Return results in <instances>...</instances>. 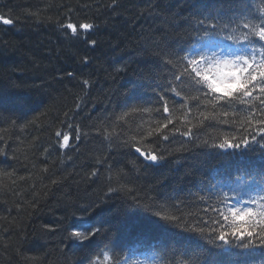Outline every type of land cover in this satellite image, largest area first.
Instances as JSON below:
<instances>
[{
  "label": "trees",
  "instance_id": "trees-1",
  "mask_svg": "<svg viewBox=\"0 0 264 264\" xmlns=\"http://www.w3.org/2000/svg\"><path fill=\"white\" fill-rule=\"evenodd\" d=\"M244 3L264 15V0ZM222 4L227 0H0V15L13 20L0 21V170L13 173L0 176V264H94L105 250L127 264L150 256L160 264H202L213 247L208 240L161 227L154 213L161 206L175 212L181 202L196 224L215 215L203 211L213 201L198 197L245 172L260 180L264 168L260 145L244 158L211 147L248 133L218 121L194 127L205 108L189 100L185 116L183 96L195 93L171 91L181 85L167 61L199 42L200 12ZM81 23L94 27L85 32ZM165 100L173 123L157 132L167 123ZM188 128L192 134L183 135ZM149 151L162 159L147 160L141 153ZM74 228L101 231L81 242L70 238ZM251 251L253 264H264V248Z\"/></svg>",
  "mask_w": 264,
  "mask_h": 264
},
{
  "label": "snow or ice",
  "instance_id": "snow-or-ice-1",
  "mask_svg": "<svg viewBox=\"0 0 264 264\" xmlns=\"http://www.w3.org/2000/svg\"><path fill=\"white\" fill-rule=\"evenodd\" d=\"M260 11L264 12V9ZM200 15L204 19L197 20L200 29L194 33L199 42L191 43L177 62L167 61L177 67L173 78L181 85L179 91L172 85L171 91L176 96H181L184 91L195 93L183 96L185 104L181 108L185 116L192 113V108L187 107L189 100L197 102V111L201 105L205 108V111L199 112L200 119L194 127L202 126L206 120L218 121L237 125L248 133L225 135L220 143L212 144L211 147L233 149L234 152L229 154L241 158L254 151L253 145H260L264 151V144L261 143L264 141V15L250 13L244 0H227L226 7L222 4L214 12L205 14L201 11ZM0 21L7 25L13 24L12 19H6L3 15H0ZM64 27L71 30L73 36L78 34L76 24L69 23ZM93 27L91 23L79 24V28L85 32ZM221 40L231 41V44L217 42ZM204 41L207 43H202ZM88 43L94 46L97 42L91 40ZM163 112L168 114L167 123L161 124L157 132L173 123L166 100L163 102ZM191 134V128L183 133L185 136ZM147 135L151 136L153 132L149 131ZM56 136L60 137L61 133L57 132ZM76 139H79L78 135ZM68 141L69 135L64 134L63 146L66 147ZM136 151L141 150L136 148ZM141 154L152 162L162 159L155 152ZM11 175L13 173L0 170V176ZM260 175L261 179L257 180L251 172H245L237 176L234 182L220 184L213 195L198 197L204 202L213 201L203 211L215 215L198 219L196 224L190 223L188 219L196 214L182 211L181 202L172 205L175 212H169L167 206H161L163 210L154 215L164 222L161 227L170 225L181 228L208 240L213 247L201 254L204 257L202 264H253L251 250L257 246L264 248V168L260 170ZM213 187L216 188V185ZM109 191L115 189L110 188ZM100 231V228L88 231L74 228L69 236L81 242H90L91 237ZM102 256L104 261L98 256L94 264H127V259L121 261L118 257L113 261V255L108 250L103 251ZM134 264H160V261L150 256L146 261H136ZM180 264L185 262L181 261Z\"/></svg>",
  "mask_w": 264,
  "mask_h": 264
}]
</instances>
